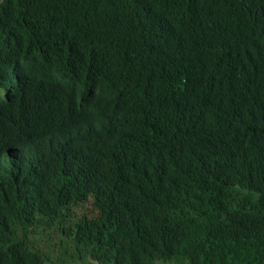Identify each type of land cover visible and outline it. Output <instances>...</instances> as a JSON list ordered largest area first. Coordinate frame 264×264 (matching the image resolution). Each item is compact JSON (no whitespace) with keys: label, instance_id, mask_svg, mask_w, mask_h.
<instances>
[{"label":"trees","instance_id":"16d2710c","mask_svg":"<svg viewBox=\"0 0 264 264\" xmlns=\"http://www.w3.org/2000/svg\"><path fill=\"white\" fill-rule=\"evenodd\" d=\"M0 91V264H264V0H0Z\"/></svg>","mask_w":264,"mask_h":264},{"label":"rangeland","instance_id":"374dc122","mask_svg":"<svg viewBox=\"0 0 264 264\" xmlns=\"http://www.w3.org/2000/svg\"><path fill=\"white\" fill-rule=\"evenodd\" d=\"M75 214H80V211L77 210ZM41 237V248H49V244L51 243L54 250L61 252V245L63 243L67 244L66 251L63 252L64 260L58 261V264H95V260L97 259L94 255H91L90 257H87L86 260H83L81 262L77 255L76 250L72 246V243L68 238H61L59 231L54 227V225H51V230L45 235V236H39ZM59 255V253H58ZM63 262V263H62ZM161 264V263H158Z\"/></svg>","mask_w":264,"mask_h":264},{"label":"clouds","instance_id":"9594fccd","mask_svg":"<svg viewBox=\"0 0 264 264\" xmlns=\"http://www.w3.org/2000/svg\"><path fill=\"white\" fill-rule=\"evenodd\" d=\"M13 94V93H12ZM12 94H8L6 93L5 91H0V100H4L6 99L7 97H9L10 95ZM36 145V141L35 140H32L29 145L25 146L23 144L22 147H20L19 145L15 146V149L17 150L18 154H24V153H28L30 151V148L31 147H34Z\"/></svg>","mask_w":264,"mask_h":264}]
</instances>
